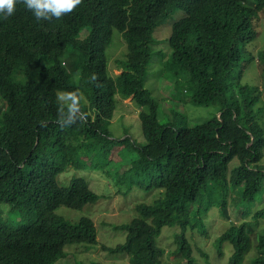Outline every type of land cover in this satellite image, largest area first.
<instances>
[{"label": "trees", "instance_id": "1", "mask_svg": "<svg viewBox=\"0 0 264 264\" xmlns=\"http://www.w3.org/2000/svg\"><path fill=\"white\" fill-rule=\"evenodd\" d=\"M177 9L183 15L172 24L168 64L188 70L194 103L219 105L210 119L193 125L161 123L146 87L152 34ZM263 11L264 0H80L60 17L37 20L16 0L13 14L0 15V264H84L67 258L65 246L97 244L94 219L72 222L56 209H79L100 195L83 177L63 186L57 176L97 153L117 162L129 158L122 173L114 170L118 183L129 182L126 192L139 184L155 193L151 203L135 205L129 221L114 225L126 238L107 249L126 254L127 264H172L160 236L178 224L171 254L179 264H197L187 231L205 229L211 203L226 217L229 198L250 210L264 182V125L254 111L261 89L243 82L254 59L245 47ZM114 29L127 43L115 77L106 53ZM118 92L147 107L139 112L146 142L137 146V157L126 150L131 138L115 137L108 127ZM4 208L26 221H6L12 216L3 215ZM238 216L241 223L232 221L216 238L218 251L229 242L227 264H244L255 246L249 264H264V233L254 245L252 225Z\"/></svg>", "mask_w": 264, "mask_h": 264}, {"label": "rangeland", "instance_id": "2", "mask_svg": "<svg viewBox=\"0 0 264 264\" xmlns=\"http://www.w3.org/2000/svg\"><path fill=\"white\" fill-rule=\"evenodd\" d=\"M182 15L180 9L170 12L154 30L149 77L146 81V87L158 102L159 121L163 124L173 123L175 126H180L183 123L193 125L204 122L215 115L219 109L218 104L205 106L194 103L191 99L193 88L188 70L168 64L172 57L168 38L171 35L173 22ZM257 22L258 24L254 21L257 34L254 40L245 47V51L251 52L254 59L245 69L243 82L258 86L261 89L260 100L255 105L254 111L255 114L258 113L257 120L264 125V11ZM85 33H87V29H83L80 34L84 35ZM106 53L108 72L115 77L121 69L119 61L127 58V43L118 29L113 30L112 40L107 46ZM59 96L68 99L63 92H59ZM142 108L146 109L147 107L140 106L131 97H122L121 93L118 92L116 94V108L108 126L113 136L128 135L131 138L132 144H129L126 150H134V157L139 156L137 146H142L146 142L139 117ZM101 148L106 149L107 147L101 146ZM262 148L264 152V146ZM122 157V161L117 162L112 161L108 153H97L85 157L84 162L80 165H69L57 176L59 184L63 186H68L75 177H83L89 181L91 188L100 195L97 202L87 203L79 209L67 207L65 204L56 209L58 214L72 222H76L83 215H89L98 227V243L95 245L68 244L65 246V250L69 254L67 258L76 257L84 264H88L92 260L106 264L128 263L126 254L114 253L107 249L119 245L126 238V232L115 228L114 225L129 221L137 214L135 205L141 201L151 203L155 193H146V190L139 184H134L130 191L126 192V189L129 188V182L122 184L117 182L120 177L118 172L122 173L129 166V158ZM238 162L237 158L233 159L230 167ZM261 162L264 164V157ZM115 169H118L117 173L114 171ZM255 197L256 199L249 205L250 210L245 211L241 208L238 209L229 198V217L222 215L220 207L211 203L205 214V229H189L186 233L193 246V253L197 256V264H207L206 258L210 259L211 264H227L233 252V246L229 242H224L221 248L223 252L220 253L215 245V240L230 226L232 221L241 223L238 214L243 216V220L248 225H252V242L254 245L257 244L259 233H264V182ZM236 209L238 212L235 211ZM3 211H7V208H4ZM7 214L12 216L10 219H6L8 222L26 221L20 218V213L17 211L5 212L3 215ZM256 214L259 216L256 217ZM179 231L178 224L168 225L164 227L160 236V243L165 248L166 258L172 264H179L180 261L174 259L171 254L176 247L174 235ZM255 249V246L252 247L245 256L244 264H249L251 259L256 256ZM57 262H60V259Z\"/></svg>", "mask_w": 264, "mask_h": 264}, {"label": "clouds", "instance_id": "3", "mask_svg": "<svg viewBox=\"0 0 264 264\" xmlns=\"http://www.w3.org/2000/svg\"><path fill=\"white\" fill-rule=\"evenodd\" d=\"M15 3L16 0H0V15L7 17L13 14ZM23 3L25 8L30 10L37 20L41 18L46 20L70 12L80 3V0H23ZM130 97L133 100V97Z\"/></svg>", "mask_w": 264, "mask_h": 264}]
</instances>
